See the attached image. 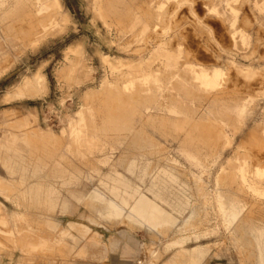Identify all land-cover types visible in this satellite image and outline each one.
<instances>
[{
    "label": "rangeland",
    "instance_id": "rangeland-1",
    "mask_svg": "<svg viewBox=\"0 0 264 264\" xmlns=\"http://www.w3.org/2000/svg\"><path fill=\"white\" fill-rule=\"evenodd\" d=\"M58 1L0 0V263L258 264L264 0Z\"/></svg>",
    "mask_w": 264,
    "mask_h": 264
},
{
    "label": "bare ground",
    "instance_id": "bare-ground-1",
    "mask_svg": "<svg viewBox=\"0 0 264 264\" xmlns=\"http://www.w3.org/2000/svg\"><path fill=\"white\" fill-rule=\"evenodd\" d=\"M51 6L53 8H55L56 10H59L61 8L58 0H52ZM31 47H33V46H31ZM73 47L76 48V46H73ZM78 47H80V46H78ZM71 49H73V48H71ZM101 61L103 63H106L109 65L108 59L106 57H101ZM216 75H217V73H215V72H213L212 74L200 72L197 74L196 79L199 80L200 85H203L205 87H211V86L215 85ZM28 83H26V84H28ZM70 136L73 137V139L76 142L84 141L82 129L80 128V126H78V128L76 127V129L74 127L73 128L71 127L70 128ZM58 177L61 178L64 182H66V176L65 175H60ZM167 177H168V179L171 180V177H169V176H167ZM70 178L71 177H68L67 179L70 180ZM107 203H108L107 208L110 209L112 212H114L117 209L121 210L114 203H112L110 201H108ZM122 204L123 205L125 204V202L123 200H122ZM49 207L52 208V206H49ZM242 207L239 204V202H237V201H234V200L228 201L227 208L229 210V216H231L232 219H235L241 213V211L243 209ZM129 210H130V219L131 220L138 222V223L146 224L148 226H156V225H161V224L170 222V219L168 218V216L156 204L152 203L151 201H149L147 198H145L143 196L139 197L133 203V205L130 207ZM258 236H260V235H258ZM260 237H258L257 243H258ZM188 253H189V256L192 257V259H193V257L196 259V260L195 259L194 260L197 263L201 262L205 256L204 253L202 251H199V250L191 251ZM257 258H258V264H264V252L261 250V248L258 250Z\"/></svg>",
    "mask_w": 264,
    "mask_h": 264
},
{
    "label": "crops",
    "instance_id": "crops-1",
    "mask_svg": "<svg viewBox=\"0 0 264 264\" xmlns=\"http://www.w3.org/2000/svg\"><path fill=\"white\" fill-rule=\"evenodd\" d=\"M1 264V263H0Z\"/></svg>",
    "mask_w": 264,
    "mask_h": 264
}]
</instances>
